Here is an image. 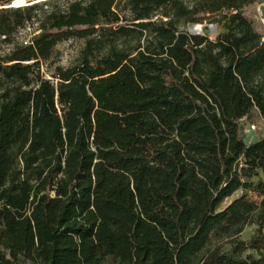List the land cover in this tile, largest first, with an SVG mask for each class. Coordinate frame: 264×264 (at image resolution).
Masks as SVG:
<instances>
[{
    "label": "trees",
    "instance_id": "obj_1",
    "mask_svg": "<svg viewBox=\"0 0 264 264\" xmlns=\"http://www.w3.org/2000/svg\"><path fill=\"white\" fill-rule=\"evenodd\" d=\"M255 1L0 8L1 42L37 31L0 52V264H264V137L240 126L264 118ZM207 18L214 40L185 30ZM69 38L76 61L45 78Z\"/></svg>",
    "mask_w": 264,
    "mask_h": 264
},
{
    "label": "rangeland",
    "instance_id": "obj_2",
    "mask_svg": "<svg viewBox=\"0 0 264 264\" xmlns=\"http://www.w3.org/2000/svg\"><path fill=\"white\" fill-rule=\"evenodd\" d=\"M10 0H2L0 6L9 3ZM13 2V1H12ZM13 6V4H12ZM15 7V6H13ZM242 15L251 22L253 28L259 32H264V0H256L250 5L242 8ZM211 18H207L198 22H192L185 25V30L190 35H203L210 40H214L216 36L224 31L222 22H211ZM37 33L33 27H24L18 29L6 42H1L3 36L0 37V52L8 51L14 43L26 42L33 34ZM84 44V39L81 38H69L57 43L53 49L51 58L47 63H42V71L45 78H50L51 71L54 66H68L73 64ZM48 67L46 68V66ZM253 124L255 128L249 132H242V138L245 143L253 141L255 139L264 137V118L260 115L257 108H252L247 116L241 121V129ZM258 179L264 180L263 175L258 177H252L251 181L255 183ZM240 191L234 193L231 197L224 199L221 203V207L227 204L232 198L239 195ZM246 195L252 200H258V198L251 191H247ZM257 226H246L240 233L241 240H248L255 232ZM21 264H32L29 261L22 260Z\"/></svg>",
    "mask_w": 264,
    "mask_h": 264
},
{
    "label": "water",
    "instance_id": "obj_3",
    "mask_svg": "<svg viewBox=\"0 0 264 264\" xmlns=\"http://www.w3.org/2000/svg\"><path fill=\"white\" fill-rule=\"evenodd\" d=\"M12 1L13 0H10L9 3L7 4H4L3 6H0V8H11L13 7L11 4H12ZM39 1H43V0H24V4L23 5H20V6H26V5H31L33 3H36V2H39ZM9 5V6H7ZM19 7V6H17Z\"/></svg>",
    "mask_w": 264,
    "mask_h": 264
},
{
    "label": "bare ground",
    "instance_id": "obj_4",
    "mask_svg": "<svg viewBox=\"0 0 264 264\" xmlns=\"http://www.w3.org/2000/svg\"><path fill=\"white\" fill-rule=\"evenodd\" d=\"M12 4H13V6L17 7V6L23 5L24 0H13ZM7 6H9V5H7Z\"/></svg>",
    "mask_w": 264,
    "mask_h": 264
},
{
    "label": "built area",
    "instance_id": "obj_5",
    "mask_svg": "<svg viewBox=\"0 0 264 264\" xmlns=\"http://www.w3.org/2000/svg\"><path fill=\"white\" fill-rule=\"evenodd\" d=\"M241 126V125H240ZM255 128V126L253 124L249 125L248 127H245L243 129H241V133L242 132H249L250 130H253Z\"/></svg>",
    "mask_w": 264,
    "mask_h": 264
},
{
    "label": "crops",
    "instance_id": "obj_6",
    "mask_svg": "<svg viewBox=\"0 0 264 264\" xmlns=\"http://www.w3.org/2000/svg\"><path fill=\"white\" fill-rule=\"evenodd\" d=\"M256 140V139H255ZM254 141V140H253ZM251 142V141H250Z\"/></svg>",
    "mask_w": 264,
    "mask_h": 264
}]
</instances>
